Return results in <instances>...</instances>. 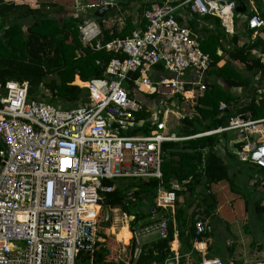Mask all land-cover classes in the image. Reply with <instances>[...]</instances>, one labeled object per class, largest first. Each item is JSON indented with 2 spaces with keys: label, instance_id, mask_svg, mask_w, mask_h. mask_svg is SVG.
Returning a JSON list of instances; mask_svg holds the SVG:
<instances>
[{
  "label": "built area",
  "instance_id": "2783aa9c",
  "mask_svg": "<svg viewBox=\"0 0 264 264\" xmlns=\"http://www.w3.org/2000/svg\"><path fill=\"white\" fill-rule=\"evenodd\" d=\"M247 2L250 8L245 21L255 35L264 31V17L252 0ZM102 4V0H91L83 8L88 14L87 10ZM182 6L191 14H209L224 20V10L235 9L237 3L235 0L153 3L142 11L128 36L104 44L99 40L100 24L85 14L79 25L82 43L92 46L94 42L95 50H105L114 56L101 76L83 83L87 91L83 104L62 108L29 98L26 82H5L0 98V264L83 262L81 254L92 256L105 241L98 234L102 193L111 192L114 185H105L103 180L160 178L161 143L177 139L159 133L164 122L149 119V124L157 128L148 135L124 136L120 131L143 124L136 118L143 104L130 94V88L143 91V87L155 90L167 85L182 96L188 86L205 90L203 79L211 67V58L202 51L196 32L177 21V10ZM158 65L173 78L152 81L150 73ZM192 72L194 80L185 79ZM225 108L226 104L221 102L219 109ZM229 127H248L238 158L264 169V118L250 122L234 118ZM256 131L259 139L252 141ZM190 179L170 190L159 188L157 206L173 208L175 190ZM94 207H98L97 212ZM167 222L161 217L132 229L133 258L140 253L144 238L168 237ZM208 229L204 221L195 222L196 234ZM177 261L178 257L173 256L162 264ZM112 264L134 263L121 260ZM201 264L223 262L219 258H206Z\"/></svg>",
  "mask_w": 264,
  "mask_h": 264
},
{
  "label": "trees",
  "instance_id": "16d2710c",
  "mask_svg": "<svg viewBox=\"0 0 264 264\" xmlns=\"http://www.w3.org/2000/svg\"><path fill=\"white\" fill-rule=\"evenodd\" d=\"M134 1L126 0L114 5L112 6L113 13L110 10L102 17L86 14L88 18L96 19L101 24V36H99L101 43L104 44L116 38L122 39L131 33L134 29L132 16L124 18V24L120 28L116 23L108 25L110 22L113 23L116 14H124L128 11V7ZM162 1L155 0L154 3ZM152 3H143L139 8L140 12L145 8H150ZM258 10L264 17V4L258 7ZM63 11L65 15L58 18L57 15ZM7 14L10 17L9 20L6 19ZM204 19L213 23L214 29L210 30L204 27L200 29V32L204 37L213 38L216 42L213 53H208L211 57V67L205 72L206 76L222 80L229 88L243 87L246 90L249 88L252 95L250 101L242 105L238 103V98L235 95L225 91L217 82H206L205 90L194 105V114L187 115L179 121L178 132L184 137L194 136L219 127H227L230 119L236 115L249 113L250 119L264 117V92H257L258 88L252 84L253 79L243 76L235 66V64L242 65L252 75L263 76L264 38L246 39V42H241L238 33L240 28H235L234 32L228 34L224 31L218 18L206 16ZM82 21L83 18L80 15L73 16V14L65 12L63 6L58 7L55 2L42 3L40 6L32 8L27 3L5 5L0 0V30H2L0 32V86H4L8 80L26 82L29 98L39 96L50 104L61 105L62 108H70L82 102L87 96L86 89L81 87L84 86L83 83L91 78L101 76L104 67L114 56L113 53L105 50H95L94 42L92 46L82 43L79 32V25ZM5 22L8 25L3 28ZM189 26L198 32V29L195 30L196 24L193 21H189ZM198 39L202 49L204 40ZM225 39L233 45L229 51L222 46V40ZM217 49L222 51L221 55L217 54ZM253 49L259 51V56L251 55ZM224 55H228L229 58L218 66L217 64L223 60ZM76 75L81 81L75 78ZM42 89L49 93L48 96L41 93ZM220 102H225L232 108L226 105L228 108L220 111L218 108ZM136 118L137 120H146L147 114L138 113ZM154 127L148 122H144L142 125L145 135L150 134ZM226 135L227 132L224 131L221 134L203 135L181 141H163L161 143L163 160L160 167V178H149L146 182L139 178L143 181L140 180L138 183L133 181L126 185L115 183L116 180H120L116 178L103 180L105 185H114L111 192L102 193L103 206L108 207L109 211L118 208L123 213L133 216L130 223L132 228L139 221L150 216L151 209L155 215L157 214V218L154 220L164 217L168 221V237L157 240L153 245L142 247L136 258H132L134 241L130 243V262L134 264H162L165 259L173 256L170 243L175 231H177L179 239L183 240L184 238L186 242L201 241L204 237L213 235V232L208 231L195 233V222L197 219L204 220L208 216L210 211L208 207L206 210L198 209L188 215L185 209L176 206L173 212V221L170 208L157 206L156 196L159 188L170 190L173 179L175 183H180L191 177L188 182L183 184L180 191L176 190V196L180 192L192 194L195 188L203 183L206 185L227 180L229 178L227 166L216 150L219 145V136L226 137ZM241 145L237 143L235 147L240 149ZM259 170L264 172L262 168ZM136 179L133 178V180ZM130 194L134 195L132 201L128 200ZM141 195H145L146 198L150 196L153 200L152 205L148 212L135 213L136 207H140L143 203L139 198ZM207 199L205 196L204 201ZM260 203L261 201L255 203V215L258 223L260 222L264 229V205ZM102 237L105 241L100 244L92 256L81 254L83 262L88 261L89 264L119 262L116 252L110 249L112 242L106 241L105 235ZM113 246L115 249L118 244L114 242ZM172 246L173 248L176 246L175 242L172 243ZM181 247L180 251H182Z\"/></svg>",
  "mask_w": 264,
  "mask_h": 264
},
{
  "label": "crops",
  "instance_id": "0c3cea01",
  "mask_svg": "<svg viewBox=\"0 0 264 264\" xmlns=\"http://www.w3.org/2000/svg\"><path fill=\"white\" fill-rule=\"evenodd\" d=\"M154 1L155 0H148L147 2H153L154 3ZM182 1L183 0H174V4L180 3ZM247 1L248 0H241L243 6L245 7L243 12H237L235 9L224 10V14H223L224 20L219 16H214V15H209V14L204 15V16H198L197 14H191V12L185 6H182L181 8H179V10H177V17L176 18H177V21L179 22V24L186 25L189 28H191L189 26V21H193L196 24L195 30L198 29V32H196V34L198 35V38L204 37V35L200 32L201 28L206 27V28H209L210 30L214 29L213 23L208 22L204 19L206 16L218 18L221 22V26H223V28H224V31L227 32L228 34H231L232 32H234L235 28H241L242 26H244V29H245L244 32L248 33L247 39L255 40L256 38H264V32H257L255 35H253V31L249 30L247 28L246 21H245V15L248 13V9L250 8V5L248 4ZM2 2L5 5L27 3V4H29L30 7L36 8V7L40 6V4H42V3L47 4L48 2H54V1L53 0H2ZM135 2H136V0L133 3H135ZM147 2H145V3H147ZM258 2H261L262 4H264V0H258ZM236 3H237V1H236ZM80 5L81 4L77 3L75 6L76 10L78 11V12H76V14L82 13L85 11L82 9L83 7H81ZM238 5L239 4H237V6ZM62 6L64 7L65 5H62ZM83 6H84V4H83ZM142 11H141V14H142ZM60 14L65 15L64 12L60 13ZM88 14H90V13H88ZM141 14L136 15V16L131 15L133 17L134 28L136 27L138 20L141 18ZM8 15L9 14H7V18H6L7 20H9V18H10V17H8ZM90 15H93V14H90ZM81 16H83V15H80V17ZM120 17H121V13L118 17H115L114 19L118 20V18H120ZM134 17H137V18H134ZM84 18H85V15H84ZM241 18H243V21H241ZM118 23H119V25H121L122 22H118ZM7 25H8L7 22H5L3 28H6ZM100 26H101V24H100ZM122 26H120V27H122ZM0 32H2V30H0ZM252 52L256 56H259V51L257 49H253ZM217 54L221 55L222 51L220 49H217ZM263 61H264V58H263ZM221 62H219L217 65L220 66L223 63V62L222 63ZM160 66L161 65H159V67H156L152 70V72L150 73L151 77L158 78L156 74L160 72ZM237 68L240 71L241 67L238 66ZM241 74H242V72H241ZM243 76L252 78L253 81H254V79H259V77H260L259 74L254 75L253 77L251 75H243ZM195 77L196 76L193 75V72H192V73H189V75H187L185 77V79L194 80ZM261 77H264V75ZM75 78L79 79V77L77 75L75 76ZM75 78H74V80H75ZM162 78L168 80L170 78H173V76L170 73L169 77H162ZM262 79L263 80H262L261 85H264V83H263L264 78H262ZM204 80H205V82H208V83L209 82H217L219 84V86L222 87L225 91L235 95V97L238 98V103H241L242 105L246 104L251 99V97L247 98V99H245V98L240 99L239 98L240 97L239 92H240L241 87L229 88L222 80L209 78L208 76H206V74L204 75ZM155 81H158V80H155ZM253 81H252V84H253ZM79 86H81V85H79ZM81 87H83V86H81ZM1 88H3V86H0V89ZM187 88H188L187 92L183 96L179 93H174L173 90L167 85H163V86H161L155 90L143 88V91H139L137 89L130 88V94H132L139 101L142 102V104H143L142 112L147 114L146 120L140 119V121L143 123L144 122L149 123L150 122L149 119L154 120L155 118H158V120L155 119L158 122L163 121L164 126L161 130H159V133H161L164 136L174 135V137L177 138L175 140H169V141H181V140H185V139H189V138L200 137L203 135H209V134H215V133L221 134L224 131L227 132L226 137H220L219 136V145L216 147V150H217L218 154L220 155L224 164L227 166V172H228L229 178L227 180H222V181H219V182L213 183V184L204 185V183H203L201 185H198L192 194H190L188 192H180L176 196V200L174 202L173 208L168 207L171 210V213H172L171 216H172L173 221H174L173 212H174L176 206L179 208L185 209V211L188 215H191L192 212L197 211L198 209H201V210L205 209L206 210V208L208 207L210 209L208 216L202 221H204L206 223V225L209 227V229L207 231L213 232V235H210L208 237H204L201 241L193 240V241H187L186 242L183 237H181V238H183V240L182 239L180 240L177 231H175V233L173 235V240L170 243V248L173 251V256L178 257L177 264H201L202 260H204L206 258H219L224 262V264H241V262H235V259H234V254L236 252V243L235 242L239 241L240 243H238V244H243V245L246 244L247 241L244 239H247L249 237L250 233L252 232L251 230H253L254 228H256L258 226V220L255 217V203L257 201H261L260 204L264 205V197H261V193L264 192V181L262 180V175L257 177L258 172H260V170H259L260 167L256 166L254 163L249 162V161L243 162L238 158V153L240 152V150L242 149V147L244 146V143H245V141L242 139V137L244 134H247L248 127H246V128H230L229 126H230L231 120L234 118H240V119L246 120L247 122H250V121L263 119L264 117L259 118V119H250L249 113H247V115H236L230 119V123L227 127H224V128L219 127L215 130L203 132V133H200V134H197L194 136L184 137V136H182V134H179V132H178L179 124H180L179 121L181 120V118H183L187 115L194 114V105L197 103V99L203 93V91L199 90L198 86H188ZM257 92L263 93L264 89L261 90V88H259L257 90ZM3 93L0 91V98H1V96H3ZM179 95H180V97H179ZM86 97L84 98V100L82 102H79L74 106L85 103ZM36 98L39 100L45 101L44 98H39V96L33 97L32 99H36ZM223 103H225V102H223ZM225 104L228 107H230L229 104H227V103H225ZM169 105H174L175 106L174 109L169 108ZM59 106L61 107V105H59ZM218 108H219V106H218ZM230 108H232V106ZM220 111H222V110H220ZM232 112H233V110H232ZM152 113H157L158 116L155 117L152 115ZM171 121L175 123V126L171 125V129L173 128V130H174L176 128L177 131L175 130L176 132H174L171 130L170 133L169 132H166V133L162 132L167 128V126L170 124ZM142 125L143 124L140 123L138 125L135 124L132 127H127L125 129H122L120 131V134L124 135V136L145 135L146 133L144 132ZM156 128L157 127L155 125L154 129H156ZM255 134H258V131L253 133V140L252 141H256V139L259 137V135H257V137L254 138ZM237 143L242 144L240 149L235 147V144H237ZM234 154H236V155H234ZM174 181L175 180L173 179V183H172V186L170 188H172L175 184H177ZM235 183H237L238 186H236ZM239 185H241L242 187ZM182 188L183 187H181V189ZM247 188H249V189H247ZM181 189H179V191ZM256 191H258V196L250 197V195L253 193H256ZM175 193H176V190H175ZM231 194H235V195L239 196L240 199L243 200L240 203L239 210L237 209L236 212L233 210H230L228 208H225L224 200L230 198ZM205 196H207V198H208L207 201H204ZM136 203H137V201H136ZM145 204L143 203L140 205V207H136L135 213L148 212L150 210V208L148 207L147 203H145ZM189 204H190V206H189ZM145 206H147V208ZM102 207L104 208V206L103 205L101 206L100 213L102 212ZM243 212H245L249 216H253L252 217V220H253L252 227L248 228L247 226H245V228H244V232H245L244 236L245 237L241 234L239 235V233H240L239 231H236L232 234L229 232L230 235L225 234L228 231V229L225 230V228L228 227V228L232 229V226H233L232 220L235 219L237 217V215L239 217V213L242 214ZM241 216L242 215H240V217ZM247 217H246V219H247ZM129 218L130 219L132 218L130 220V223H131V221L133 220L134 217L129 215ZM156 218H157V216L154 214L153 209H151V215L144 218L143 220L139 221L135 227H137L140 224H146V223L152 222ZM198 220H201V219H197V221ZM217 226H220L222 228L223 232H219ZM125 227L128 228L127 230L131 234V231L133 229L131 224L130 225L127 224ZM112 229L114 232V227ZM121 230H122V227H121ZM222 234H225L226 237L223 238ZM114 236L118 240V241L117 240L116 241L118 243H121L124 247L130 245V243L133 241L131 238L132 234H131V237H129L130 239L128 238L129 241L126 240L125 238H118L117 234H115ZM101 237H102V235H101ZM261 237L262 236H258L257 240H259ZM222 239L224 240L223 242L221 241ZM157 240H159V238L157 236H156V238L146 237L142 240V247H145L147 245H153L154 242H156ZM244 241H246V242H244ZM173 242H175V245H176L174 248L172 246ZM217 242H219L223 245H221V247H219V248H216L215 244ZM227 243H230V246H226ZM252 243H253V241L250 242V244H252ZM142 247H141V249H142ZM180 247H181L182 251H180ZM134 248H135V244H134ZM220 252L222 254H219ZM133 253H134V251H133ZM173 256H171V257H173ZM132 258H133V254H132ZM120 261L121 260H119V262ZM245 262H246V260H245ZM152 264H159V263H152ZM256 264H264V262H257Z\"/></svg>",
  "mask_w": 264,
  "mask_h": 264
},
{
  "label": "rangeland",
  "instance_id": "374dc122",
  "mask_svg": "<svg viewBox=\"0 0 264 264\" xmlns=\"http://www.w3.org/2000/svg\"><path fill=\"white\" fill-rule=\"evenodd\" d=\"M53 1L55 3H57L58 7H60L62 5H65L63 7L65 12H69V14L71 13V14H73V16L74 15L75 16L83 15L81 17L84 18V15L86 14L85 13L86 10L84 8H82L85 11L82 12V13H77L76 14V12H78V11L76 10L75 6H76L77 3H79V4H81L80 6L83 7V4H86L87 2H89L91 0H68V1L67 0H53ZM147 1L148 0H145V1L144 0H136L135 3H132L130 5V7H128V9H127L128 11L124 12V14H121V17L118 18V20L114 19L113 23L110 22L108 26H111L114 23H116L118 25V27H120V26H122L124 24V18H126L127 16H131V15L132 16H136V15L141 14L139 8L141 7V5H143V3L147 2ZM252 1H253V4L256 7H261L263 5L261 2H258V0H252ZM90 10H87V12L90 13ZM110 10H111V13H113L114 9L111 8ZM119 15H120V13L116 14L115 17H118ZM62 16H63V14H58L57 15L58 18H61ZM134 18H137V17H134ZM241 21H243V18H241ZM118 22H122L121 25H119ZM244 31H245L244 26H242L239 29V32H238L241 42H246L245 40L248 37L247 36L248 33L244 32ZM200 39L204 40L203 46H202V51H205V53H207V54L208 53L209 54L213 53V51L215 49V46H216L215 40L213 38H208L206 36L203 37V38H200ZM222 46L229 51V50L232 49L233 45H232V43L229 40L225 39V40H222ZM251 55H253L252 51H251ZM227 58H229L228 55H224L222 62L224 60H226ZM235 66H237V67L239 66V67L242 68V69L240 68V71L242 72L243 75H251L252 77L254 76V75H252L251 72H249L245 68H243L242 65H238V64L236 65L235 64ZM156 75H157L158 78H153V77L150 76V79L152 81L159 80L162 77H169L170 73L163 66H160V72L157 73ZM262 78H264V77H259V79H254V81H253L254 85L253 86L255 88L256 87L258 89L261 88V90L264 89L263 88L264 85H261L262 80H263ZM74 82H75V80L73 81V83ZM41 93L44 94V96H48V94H49L44 89L41 90ZM251 93H252L251 89L247 88V90H246L245 88L241 87L240 88V92H239V96H240L239 98L240 99H242V98L243 99L244 98L245 99L250 98L251 95H252ZM174 107H175L174 105H169V108H171V109H174ZM171 125L175 126V123L171 121L170 124L167 126V128L164 131H162V132H164V133L169 132L170 133L171 130L176 132L177 129L176 128L174 130H173V128L171 129ZM261 175L262 176L264 175L263 171L258 172L257 177L261 176ZM116 179H120V180H116L115 183H117V184L122 183V185L129 184L130 182H133V181H136L137 183L140 182V180L143 181L142 179H139V178H137L136 180H133V178H116ZM148 180H149V178H144V182H146ZM235 185L238 186L237 183H235ZM239 186H241V185H239ZM247 189H249V188H247ZM255 196H258V191H256V193H253V194L250 195V197H255ZM261 197H264V192L261 193ZM139 198L142 199L144 204L147 203L149 208L151 207L153 200H152V198H150V196H149V198H146L145 195H141ZM128 200L129 201L130 200L131 201L134 200V195L130 194L128 196ZM241 201H243V200L240 199L239 196H237L235 194H231L230 198L224 200L225 208H228V209L233 210V211L236 212L237 209L239 210V206H240ZM154 202H155V199H154ZM145 207L147 208V206H145ZM240 215H242V216L240 217ZM246 217H247V219H246ZM252 217L253 216H249L245 212H243L242 214L239 213V217L237 215V217L232 220V225H233L232 229H230L228 227L225 228V230L228 229L227 233H225V234H229V232L232 234V233H234L236 231H239L240 232L239 235L241 234V235L244 236V233H245L244 232V228H245V226H247L248 228L252 227V223H253ZM255 217H256V215H255ZM131 219L129 218V215L123 213L120 209L113 208V209H111L109 211V216H108L107 222H105V223H108V224H103L102 223V222H104V209H103V207H102V212L100 213V217L98 218V234H100V236L101 235L102 236L105 235L106 241L112 242V246H110V249L113 252H116V254H117L116 258L118 260H124V261H127V262L130 261V258H131L130 246L128 245V246L124 247L121 243H118L116 241L115 236L112 234V232H113L112 228L114 227V233L118 235V238H125L126 240H128L129 234L127 233V231L124 232V230H127V228L125 226L127 224L130 225V220ZM121 227H122V230H121ZM217 228H218L219 232H223V230H222V228L220 226H217ZM251 231H252L250 233L251 236L249 235V237L247 239H244V240L247 241L246 244H244V245L243 244H238V243H240L239 241L235 242L236 243V252L234 254L235 262H241V264H256L257 262H264V229H263V227L261 226V224L259 222L258 226L256 228H254L253 230H251ZM225 234H222L223 238L226 237ZM258 236H262V237L259 240H257ZM148 238H156V235L148 236ZM251 240L253 241L252 244H250V242H252ZM221 241L223 242L224 240L222 239ZM246 241H244V242H246ZM114 242L118 244V247L115 248V249H114V246H113ZM215 245H216V248H219L223 244L217 242ZM226 246H230V243H227ZM219 254H222V253L220 252ZM245 260H246V262H245ZM79 264H89V262L88 261L79 262Z\"/></svg>",
  "mask_w": 264,
  "mask_h": 264
},
{
  "label": "water",
  "instance_id": "95a60500",
  "mask_svg": "<svg viewBox=\"0 0 264 264\" xmlns=\"http://www.w3.org/2000/svg\"><path fill=\"white\" fill-rule=\"evenodd\" d=\"M102 1H103V4L99 8L91 9L90 10V14H93V15H95L97 17H102L111 9L112 6L117 5L119 3H123L126 0H102ZM236 1H237V4H239V5L235 8V10L237 12H243L245 7L243 6L241 0H236ZM162 64L163 63L161 62V65ZM114 78L115 77H113L112 79H114ZM0 91L3 93L4 89L1 88ZM257 135L258 134H255L254 138H256ZM262 180L264 181V175L262 176ZM103 209H104V222H106L107 219H108V216H109V208L108 207H104ZM99 258H101L100 255H99Z\"/></svg>",
  "mask_w": 264,
  "mask_h": 264
},
{
  "label": "bare ground",
  "instance_id": "6f19581e",
  "mask_svg": "<svg viewBox=\"0 0 264 264\" xmlns=\"http://www.w3.org/2000/svg\"><path fill=\"white\" fill-rule=\"evenodd\" d=\"M144 89L146 88V87H143ZM95 209V212H97L98 211V207H94ZM128 229V228H127ZM112 230V229H111ZM124 231H126V230H124ZM127 233L129 234V237H131V234H130V232H128V230H127ZM112 234H114L115 235V233L113 232ZM130 239V238H129ZM117 240V239H116ZM118 241V240H117Z\"/></svg>",
  "mask_w": 264,
  "mask_h": 264
}]
</instances>
